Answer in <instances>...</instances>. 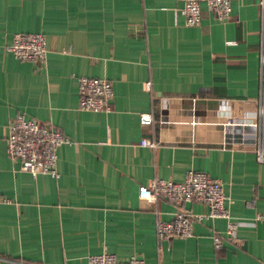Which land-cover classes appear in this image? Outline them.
I'll return each mask as SVG.
<instances>
[{"label":"crops","instance_id":"obj_1","mask_svg":"<svg viewBox=\"0 0 264 264\" xmlns=\"http://www.w3.org/2000/svg\"><path fill=\"white\" fill-rule=\"evenodd\" d=\"M180 4L0 0V264H87L103 250L146 264H264V220H254L264 212V162L224 134L227 115L259 105L260 0H231L224 20L202 2L197 25ZM15 32L43 33L45 59L6 52ZM81 75L109 79L108 110L78 107ZM19 114L69 137L58 177L32 176L7 154V124ZM189 170L222 180L231 219L242 222L235 238L206 204L152 196V178L182 181ZM178 209L202 215L192 235L158 239L156 222Z\"/></svg>","mask_w":264,"mask_h":264},{"label":"built area","instance_id":"obj_2","mask_svg":"<svg viewBox=\"0 0 264 264\" xmlns=\"http://www.w3.org/2000/svg\"><path fill=\"white\" fill-rule=\"evenodd\" d=\"M180 12L187 25H197L201 20V3L213 11L219 20L230 16L231 0H178ZM261 15V59H260V98L257 111L244 113L240 117L227 115L224 122V134L228 142L250 144L254 147L256 157L264 162V0H260ZM6 52L23 61H43L47 52L45 35L41 32H15L4 46ZM78 107L81 109L106 111L113 96L111 82L105 77L78 76ZM146 89L150 83H145ZM166 104L165 100L163 101ZM163 105V106H164ZM142 124L152 121L149 113H140ZM6 150L9 157L18 162L19 169L31 173H45L58 177L57 149L63 143L70 142L69 137L50 121H39L16 115L7 124ZM142 145L154 146L149 139H141ZM149 190L153 197L163 196L173 203L195 201L208 206V217L227 219L225 237H236L242 222L231 219L228 204L230 196L224 191L223 182L218 177L209 176L201 170H189L182 181L154 177L149 181ZM8 198L0 194V202ZM202 215L192 214L184 209L175 211L169 221H157L158 239H171L176 236H191L193 219ZM254 220H264V212H258ZM213 243L219 246L221 237L214 235ZM18 264H40L33 261L17 260ZM87 264H146L141 257L132 255L125 259L103 250L87 256Z\"/></svg>","mask_w":264,"mask_h":264}]
</instances>
